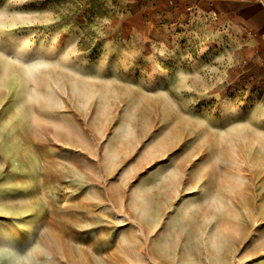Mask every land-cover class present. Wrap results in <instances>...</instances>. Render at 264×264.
Masks as SVG:
<instances>
[{
	"label": "rangeland",
	"instance_id": "rangeland-1",
	"mask_svg": "<svg viewBox=\"0 0 264 264\" xmlns=\"http://www.w3.org/2000/svg\"><path fill=\"white\" fill-rule=\"evenodd\" d=\"M125 2L0 0V264H264L251 99Z\"/></svg>",
	"mask_w": 264,
	"mask_h": 264
},
{
	"label": "crops",
	"instance_id": "crops-1",
	"mask_svg": "<svg viewBox=\"0 0 264 264\" xmlns=\"http://www.w3.org/2000/svg\"><path fill=\"white\" fill-rule=\"evenodd\" d=\"M133 11L157 3L188 19L191 28L218 40L234 91L250 101L252 121L264 135V0H126ZM203 20L205 24L203 25ZM226 100V99H225Z\"/></svg>",
	"mask_w": 264,
	"mask_h": 264
}]
</instances>
